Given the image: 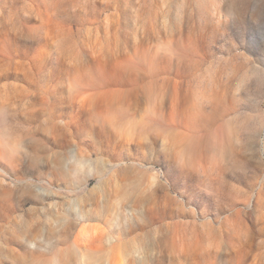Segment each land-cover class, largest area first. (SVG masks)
I'll return each instance as SVG.
<instances>
[{
    "label": "rangeland",
    "instance_id": "obj_1",
    "mask_svg": "<svg viewBox=\"0 0 264 264\" xmlns=\"http://www.w3.org/2000/svg\"><path fill=\"white\" fill-rule=\"evenodd\" d=\"M0 264H264V0H0Z\"/></svg>",
    "mask_w": 264,
    "mask_h": 264
}]
</instances>
